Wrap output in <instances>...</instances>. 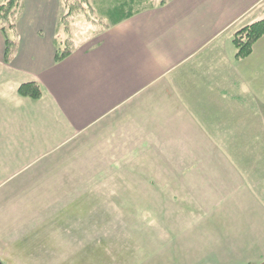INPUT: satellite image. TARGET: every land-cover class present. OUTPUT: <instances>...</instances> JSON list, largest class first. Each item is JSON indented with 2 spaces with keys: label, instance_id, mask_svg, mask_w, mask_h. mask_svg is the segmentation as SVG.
I'll use <instances>...</instances> for the list:
<instances>
[{
  "label": "crops",
  "instance_id": "0c3cea01",
  "mask_svg": "<svg viewBox=\"0 0 264 264\" xmlns=\"http://www.w3.org/2000/svg\"><path fill=\"white\" fill-rule=\"evenodd\" d=\"M24 1L10 37L0 23V159H46L43 185L28 192L62 191L41 179L59 177L51 155L69 144L105 163L135 162L146 171L140 177H209L225 160L240 175L225 147L248 145L237 130L250 123L249 132L264 113V35L244 58L235 57L233 37L264 17V0L122 2L105 24L69 41L57 25L58 0L33 11ZM26 83L38 97L18 93Z\"/></svg>",
  "mask_w": 264,
  "mask_h": 264
},
{
  "label": "rangeland",
  "instance_id": "374dc122",
  "mask_svg": "<svg viewBox=\"0 0 264 264\" xmlns=\"http://www.w3.org/2000/svg\"><path fill=\"white\" fill-rule=\"evenodd\" d=\"M49 1L29 0L27 11ZM58 1L57 25L66 41L105 24L110 7L145 5ZM24 3L0 0L8 37L9 21L15 22ZM255 120L249 132L250 123L237 130L248 145L225 147L238 160L240 175L225 160L214 176L209 171L211 176L193 179L140 177L146 171L135 162L105 163L89 155L88 146L80 155L69 144L51 155L49 169L59 177L41 179L62 191L40 195L27 188L43 185L46 159L28 166L0 159V264H264V113Z\"/></svg>",
  "mask_w": 264,
  "mask_h": 264
},
{
  "label": "trees",
  "instance_id": "16d2710c",
  "mask_svg": "<svg viewBox=\"0 0 264 264\" xmlns=\"http://www.w3.org/2000/svg\"><path fill=\"white\" fill-rule=\"evenodd\" d=\"M13 0H9V4ZM264 35V17L255 22L249 23L242 26L233 37V45L235 47V57L244 58L248 56L251 52L252 44ZM6 43L8 45V38H6ZM69 53V47L57 51L56 58L59 60ZM19 94L29 95L31 97H38L39 90L32 84H22L18 89Z\"/></svg>",
  "mask_w": 264,
  "mask_h": 264
}]
</instances>
